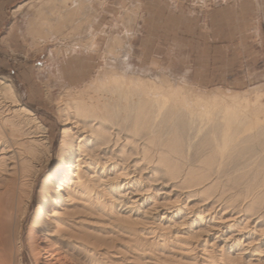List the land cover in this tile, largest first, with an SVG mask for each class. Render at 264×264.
I'll use <instances>...</instances> for the list:
<instances>
[{"label":"bare ground","instance_id":"1","mask_svg":"<svg viewBox=\"0 0 264 264\" xmlns=\"http://www.w3.org/2000/svg\"><path fill=\"white\" fill-rule=\"evenodd\" d=\"M107 80L94 95L62 96L53 153L47 129L0 78V264L16 249L40 162L53 159L28 223L40 264H264V161L220 159L264 121L260 96ZM255 131L242 141L264 135ZM189 135L202 136L198 151Z\"/></svg>","mask_w":264,"mask_h":264},{"label":"rangeland","instance_id":"2","mask_svg":"<svg viewBox=\"0 0 264 264\" xmlns=\"http://www.w3.org/2000/svg\"><path fill=\"white\" fill-rule=\"evenodd\" d=\"M53 3L0 0V78L14 87L20 103L47 129L53 153L61 139V115L66 111L62 96L94 95L107 86L112 73L170 82L180 86L181 94L188 90L189 94L239 93L249 99L257 95L264 106V0ZM20 5L23 8L15 11ZM210 125H202L199 134H211ZM251 127L249 133L255 129L257 133L264 129V121ZM245 133L242 139L250 135ZM189 136L194 151L201 139ZM238 137L241 141L231 142L221 161L262 165L264 135L250 142ZM42 162L30 203L17 216L20 225H15L12 239L16 249L9 251L12 257L8 254L7 264H40L28 223L40 179L57 163L55 159ZM231 168L232 176L236 169L233 164Z\"/></svg>","mask_w":264,"mask_h":264},{"label":"crops","instance_id":"3","mask_svg":"<svg viewBox=\"0 0 264 264\" xmlns=\"http://www.w3.org/2000/svg\"><path fill=\"white\" fill-rule=\"evenodd\" d=\"M25 1V0H24ZM23 3H25V2H22L21 4H23Z\"/></svg>","mask_w":264,"mask_h":264}]
</instances>
